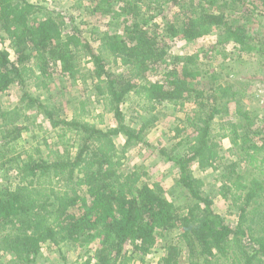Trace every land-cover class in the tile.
Returning <instances> with one entry per match:
<instances>
[{
    "label": "trees",
    "instance_id": "obj_1",
    "mask_svg": "<svg viewBox=\"0 0 264 264\" xmlns=\"http://www.w3.org/2000/svg\"><path fill=\"white\" fill-rule=\"evenodd\" d=\"M94 2L92 12L125 16L122 32L93 34L97 47L84 39L71 15L35 20L37 8L28 0H0V96L13 85L24 91L21 106L9 109L0 103V169L16 180L0 192V252L12 254L16 264H35L44 244L78 245L98 232L95 255L74 264H144L160 235L179 230L181 244H167L158 264H180L184 253L188 264H264V124L255 127L240 106L232 120L225 108L237 94L223 84L195 88L197 71L190 66L197 58L177 57L168 64L166 41L217 33L212 50L219 53L218 48L233 44L240 53L264 60V43L252 39L248 27L226 11L250 3V14L264 16V0ZM147 6L173 14L165 36L151 31L154 15L147 19L142 8ZM6 44L11 50L2 48ZM116 67L129 70L117 73ZM56 74L90 79L97 102L116 125L102 129L91 121L87 101L69 119L50 97L26 89L47 90ZM151 75L158 79L150 81ZM131 94L149 113L163 103L193 102L169 139L176 143L157 149L178 170L177 183L188 196L183 207L168 199L162 184L144 183L150 177L143 169L125 167L129 150L150 147L144 129L130 125L122 110ZM26 110L36 111L58 133L53 146L45 141L46 158L38 147L21 150L30 121ZM121 136L125 142L119 149ZM224 139L231 143L228 150ZM195 168L219 172V196L239 212L235 225L215 212Z\"/></svg>",
    "mask_w": 264,
    "mask_h": 264
},
{
    "label": "rangeland",
    "instance_id": "obj_2",
    "mask_svg": "<svg viewBox=\"0 0 264 264\" xmlns=\"http://www.w3.org/2000/svg\"><path fill=\"white\" fill-rule=\"evenodd\" d=\"M28 1L37 8L34 16L35 20L54 17L56 14L75 17V23L82 32L84 39L92 42L95 47L98 46V43L93 41L94 33L109 32L113 34L123 31V19L125 16L118 19L113 14L92 12V8L96 4L94 1L98 0ZM222 4H224L223 1L219 5ZM249 6V9L252 8L251 5ZM142 8H144V15L147 19L154 15V20L149 25L151 31L159 35L160 38L163 35L165 36L167 20L172 18L173 14L166 11L163 12L162 9L157 8L152 11L148 6ZM247 8L230 6V9H226V11L233 21L248 27L252 39H259L260 42L264 43V16L259 15L257 12L250 14L251 12H248ZM60 16L59 20H62ZM216 36L217 33H212L197 40L166 38V41L171 46L167 63L174 64L177 57H196L195 65L190 66V69L195 68L197 71V78L192 81L193 86L200 90H209L218 84L229 86L237 94V97L234 100L232 99L229 106L225 108L227 113L233 117L237 107L240 106L250 114L251 122L255 127H262L264 124V60L253 54L240 53L239 49L233 44L218 48V51H220L218 53L211 48L216 41ZM2 48L11 50L9 44L3 45ZM32 64L37 68L36 63L32 62ZM128 70V68H114V72L117 73H126ZM149 78L150 81L158 79L154 75ZM26 89L34 96L42 97L43 99L50 97L65 109L69 119L78 110L80 102L87 101V117L91 121L97 123L102 129H108L116 125L113 116L104 113L102 104L97 102L96 92L90 79L87 82L82 80L73 81L56 74L47 90L38 91L33 86H28ZM23 92L20 86L13 85L0 96V103L3 107L9 109L21 106ZM193 107V102H188L185 106L163 103L158 106L156 112L149 113L142 110L139 100L133 94L122 105L127 122L135 128L140 129L142 127L145 141L150 145V147L139 145L129 150L124 162L125 167L129 170L143 169L150 177V179L145 178L143 182L147 184L154 182L162 184L168 199L178 208L183 207L187 203V193L177 183L178 170L167 164L161 158L157 149L160 145L170 147L176 143L175 141H169V139L173 137L174 129L180 124V121ZM26 113L30 121L27 123L28 128L19 143L21 150L22 152H29L31 148L38 147L42 151L44 158H46L49 152L46 149L45 141L48 142V145L53 146L54 143L58 142V133L36 111L26 110ZM232 120H235V118L233 117ZM219 123L218 120L216 128L219 127ZM124 142L125 139L122 136L116 138L119 149L123 148ZM221 142L224 150L231 148V143L228 139H224ZM184 152V148L179 150L180 154H184ZM25 157L26 154L23 153L22 158ZM194 170L195 175L205 182V192L213 199L215 212L224 217L228 224L235 225L238 221L239 212L229 202L219 196L218 192L221 186L219 172L214 170L200 171L198 168ZM13 177V174H7L0 169V192L11 184L13 186L16 185V180ZM179 236V230L160 235L157 246L145 258L144 264H158L165 254L164 249L167 244H181ZM100 244L101 239L98 232H95L93 237H84L78 245L69 244L61 248L53 244H44L35 264H74L76 261L85 259L88 256L93 257ZM182 247L184 248L183 245ZM0 264H16V260L12 254L0 252ZM136 264L142 263L137 262ZM180 264H188L186 253L182 255Z\"/></svg>",
    "mask_w": 264,
    "mask_h": 264
}]
</instances>
